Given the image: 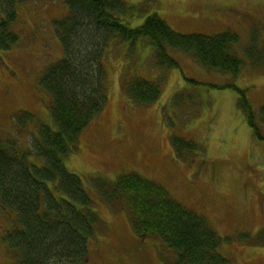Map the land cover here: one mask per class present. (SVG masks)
Listing matches in <instances>:
<instances>
[{
    "label": "rangeland",
    "instance_id": "obj_1",
    "mask_svg": "<svg viewBox=\"0 0 264 264\" xmlns=\"http://www.w3.org/2000/svg\"><path fill=\"white\" fill-rule=\"evenodd\" d=\"M124 2L131 7L133 16L123 15L131 27L157 13L181 34L236 33L239 39L232 52L242 65L237 74L220 72L190 53L167 46V54L179 65L167 67L157 62L156 49L145 39L110 40L102 62L105 107L82 130L76 148L63 157L65 168L80 176L91 199L88 204L75 201L77 206L91 209L96 218L84 264L173 261V254L159 240H139L124 207H113L99 197L96 178L112 182L128 172L157 182L184 207L202 215L221 238L218 253L233 264H264V245L248 242L264 228V123L259 119L264 67L252 66L245 52L249 46L263 50L264 0ZM65 8L64 0L20 4L13 22L18 42L8 50L0 49V130L25 146L32 147V134L35 138L38 134L33 122L22 124L12 118L18 110L30 111L40 123L57 128L50 114L51 96L38 80L63 55L53 22ZM134 77L159 84L161 92L152 105L136 107L125 96L122 84ZM236 88L244 91L251 106L257 134L238 106L242 93ZM173 136L193 140L200 147L176 154ZM32 159L41 161L35 155ZM48 186L60 197L52 182ZM14 224L12 212L0 207V264L13 261L4 235Z\"/></svg>",
    "mask_w": 264,
    "mask_h": 264
},
{
    "label": "trees",
    "instance_id": "obj_2",
    "mask_svg": "<svg viewBox=\"0 0 264 264\" xmlns=\"http://www.w3.org/2000/svg\"><path fill=\"white\" fill-rule=\"evenodd\" d=\"M27 1L0 0V49L8 50L18 42L13 22L19 5ZM64 3L65 13L53 22L63 55L50 63L38 80L51 96L50 114L57 128L40 123L30 111L18 110L12 118L36 125L38 136L32 134L33 146H25L0 130V207L15 217L13 228L4 235L13 259L8 264H84L88 260V236L93 234L96 218L91 209L77 206L75 201L88 204L91 199L80 176L65 168L63 157L76 148L82 130L105 107L102 62L110 40L145 39L156 49L157 62L167 67L179 66L167 54V46L190 53L202 65L220 72L237 74L242 65L232 52L238 35L230 30L214 35L181 34L157 13L131 27L123 17L131 10L124 0ZM262 46L260 52L255 46L247 47L245 52L252 66L264 67V43ZM122 89L140 108L152 105L161 92L157 82L142 77L125 81ZM236 89L242 93L238 106L257 134L259 127L251 106L244 91ZM259 119L264 123V104L260 106ZM171 142L176 154L182 149L200 147L193 140L177 136ZM34 155L41 159L39 164L32 159ZM101 179L95 180L99 197L113 207H124L138 235L158 239L173 254V261L168 264H233L218 253L221 238L210 223L184 207L157 182L134 172L120 174L112 182ZM51 182L60 197H55L49 188ZM244 236L250 238L248 234ZM248 242L263 246L264 228Z\"/></svg>",
    "mask_w": 264,
    "mask_h": 264
},
{
    "label": "flooded vegetation",
    "instance_id": "obj_3",
    "mask_svg": "<svg viewBox=\"0 0 264 264\" xmlns=\"http://www.w3.org/2000/svg\"><path fill=\"white\" fill-rule=\"evenodd\" d=\"M139 240H142V237H139Z\"/></svg>",
    "mask_w": 264,
    "mask_h": 264
},
{
    "label": "bare ground",
    "instance_id": "obj_4",
    "mask_svg": "<svg viewBox=\"0 0 264 264\" xmlns=\"http://www.w3.org/2000/svg\"><path fill=\"white\" fill-rule=\"evenodd\" d=\"M125 209V208H124Z\"/></svg>",
    "mask_w": 264,
    "mask_h": 264
}]
</instances>
